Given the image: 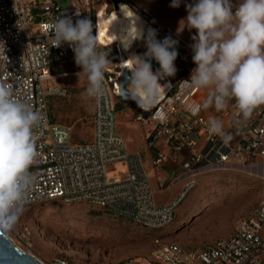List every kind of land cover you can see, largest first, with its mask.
<instances>
[{
	"label": "built area",
	"instance_id": "2783aa9c",
	"mask_svg": "<svg viewBox=\"0 0 264 264\" xmlns=\"http://www.w3.org/2000/svg\"><path fill=\"white\" fill-rule=\"evenodd\" d=\"M119 3L142 19L143 36L125 50L116 43L97 40L100 49L109 52L113 65L105 73V96L99 101L91 100L89 142H73L69 127L49 120L47 98L61 94L54 82L56 75L50 69L75 54L67 44L53 47L52 35L44 25L63 15H71L74 23L77 19L89 18L96 27L99 10L91 13L90 0H0V42L8 59L0 60V81L12 83L14 90L28 98L45 119L38 130L40 158L30 169L37 182L25 207L50 201L65 205L87 203L135 225L156 230L172 221L175 202L154 203V190L142 167L148 158L127 154L115 130L117 103L121 101L129 108L133 120L147 127L144 139L154 154L149 165L152 175L158 177V189L170 184L161 174L164 164L177 166L185 177L207 168L238 170L264 166V106L247 120L242 119L234 101L222 113L201 109L199 105L207 93L202 89H187L181 83L190 79L196 65L192 48L179 41L174 62L177 72L174 77L160 82L165 86L166 95L159 105L145 112L135 102L120 100L116 82L123 71L129 72L122 67V62L147 51L145 38L149 29L156 31L157 39L169 35L162 26L142 15L140 9L131 6L129 0H105L101 6L106 12L107 4H111L114 11ZM156 111L167 113L166 122L152 118ZM210 112L223 119L225 129L233 135L230 142L224 143L208 133L206 120ZM116 163L125 167V173L118 179H106V168ZM246 165L250 166L244 167ZM193 186V181H188L183 191ZM55 264L65 263L56 261ZM116 264H264V202L254 206L227 239L198 251L164 244L156 248L151 261L127 258Z\"/></svg>",
	"mask_w": 264,
	"mask_h": 264
},
{
	"label": "rangeland",
	"instance_id": "374dc122",
	"mask_svg": "<svg viewBox=\"0 0 264 264\" xmlns=\"http://www.w3.org/2000/svg\"><path fill=\"white\" fill-rule=\"evenodd\" d=\"M105 0H90L92 14L100 10ZM174 40L194 43L195 29H188L184 22L186 5L195 0H181L172 8V0H129ZM107 4L106 12L112 10ZM100 8V9H99ZM94 25V22L92 21ZM96 30L93 28V35ZM75 56V55H74ZM74 56L51 68L54 82L61 94L47 98L49 120L72 131L73 142L91 139V100L83 93L87 82L77 73ZM207 93V89H202ZM147 127L133 120L129 108L121 105L115 115V130L122 138L127 154L146 156L142 164L154 190L156 205L175 202L172 221L160 229H148L108 214L87 203L71 205L60 201L38 203L24 208L14 230L5 233L13 245L29 254L40 264H116L127 258L153 260L158 246L176 244L185 250L198 251L215 241L227 239L256 205L264 202V166L217 170L207 168L184 177L177 184L170 183L158 189L157 175L152 176L149 160L153 152L147 147L144 135ZM246 165L244 167H248ZM125 167L116 163L106 168V179H118ZM188 181L194 186L184 187ZM183 191V192H182Z\"/></svg>",
	"mask_w": 264,
	"mask_h": 264
},
{
	"label": "clouds",
	"instance_id": "9594fccd",
	"mask_svg": "<svg viewBox=\"0 0 264 264\" xmlns=\"http://www.w3.org/2000/svg\"><path fill=\"white\" fill-rule=\"evenodd\" d=\"M181 0H172L171 7L178 8ZM126 8V7H125ZM188 15L184 22L195 29L192 36V60L196 67L189 80L181 82L187 89H207L201 109L222 113L234 101L243 120L264 106V0H240L233 5L230 0H195L186 5ZM76 15H80L77 9ZM53 40V47L67 44L82 71L79 81L87 82L82 94L86 100L99 101L106 94L105 73L113 63L109 52L102 51L93 35L94 25L89 18L75 20L63 15L44 25ZM135 38L143 33L135 28ZM147 51L129 58L127 68L131 76L126 88L120 92L133 100L145 112H150L166 95L160 82L174 77L177 69L175 50L177 41L171 36L163 41L156 31L149 29L145 38ZM0 60L8 61L5 47L0 42ZM159 64L155 72L151 61ZM210 112L207 131L228 143L233 139L225 129L223 119ZM152 118L166 122L167 113L156 111ZM45 123L43 114L34 109L30 100L14 90L12 83L0 81V233L14 230L37 182L30 171L40 158L39 131Z\"/></svg>",
	"mask_w": 264,
	"mask_h": 264
},
{
	"label": "bare ground",
	"instance_id": "6f19581e",
	"mask_svg": "<svg viewBox=\"0 0 264 264\" xmlns=\"http://www.w3.org/2000/svg\"><path fill=\"white\" fill-rule=\"evenodd\" d=\"M116 9L106 14L104 6L101 7L97 15L95 35H97V40L99 42L108 44L116 43L125 50L128 49L134 41L140 39L135 38V28L137 31L143 33L142 19L123 3H119ZM103 14L105 15L104 17L102 16ZM129 58L130 57H128L126 61H128ZM126 61L122 62V67H126L127 69L131 67V64ZM4 235L10 241L5 233ZM11 241L10 243L13 245Z\"/></svg>",
	"mask_w": 264,
	"mask_h": 264
},
{
	"label": "water",
	"instance_id": "95a60500",
	"mask_svg": "<svg viewBox=\"0 0 264 264\" xmlns=\"http://www.w3.org/2000/svg\"><path fill=\"white\" fill-rule=\"evenodd\" d=\"M167 36L161 35L157 40L163 41ZM177 52L179 50V46H176L175 49ZM152 69L158 70L159 64L155 61H151ZM130 77V73L128 71H123L121 76L116 82L118 87V96L120 100L124 102H134L130 98L125 97L124 99L121 96V91H124L126 88L127 78ZM0 264H40L36 259L32 258L29 254L23 253L20 250L16 249L10 241L5 237L4 233H0Z\"/></svg>",
	"mask_w": 264,
	"mask_h": 264
},
{
	"label": "crops",
	"instance_id": "0c3cea01",
	"mask_svg": "<svg viewBox=\"0 0 264 264\" xmlns=\"http://www.w3.org/2000/svg\"><path fill=\"white\" fill-rule=\"evenodd\" d=\"M230 2L233 5H237L240 2V0H230ZM161 174L164 177H166L170 181V183H173V184H177L179 181L183 180V178L185 177V175H183L180 172L177 166H173L171 164H164L162 166Z\"/></svg>",
	"mask_w": 264,
	"mask_h": 264
},
{
	"label": "trees",
	"instance_id": "16d2710c",
	"mask_svg": "<svg viewBox=\"0 0 264 264\" xmlns=\"http://www.w3.org/2000/svg\"><path fill=\"white\" fill-rule=\"evenodd\" d=\"M58 64H60V63H58ZM58 64H55V65L57 66ZM55 65H53L51 68H53ZM50 71H51V69H50ZM121 105H123V103L121 101L118 102L117 105H116V109L118 110ZM51 123H53V122H51Z\"/></svg>",
	"mask_w": 264,
	"mask_h": 264
}]
</instances>
